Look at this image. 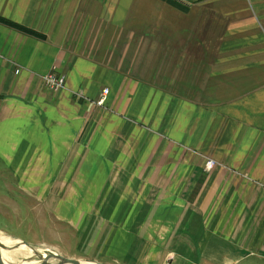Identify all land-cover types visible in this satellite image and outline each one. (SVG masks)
I'll return each instance as SVG.
<instances>
[{
	"label": "crops",
	"instance_id": "crops-1",
	"mask_svg": "<svg viewBox=\"0 0 264 264\" xmlns=\"http://www.w3.org/2000/svg\"><path fill=\"white\" fill-rule=\"evenodd\" d=\"M0 16L44 36L0 23V170L74 257L264 264V0H0Z\"/></svg>",
	"mask_w": 264,
	"mask_h": 264
},
{
	"label": "rangeland",
	"instance_id": "rangeland-1",
	"mask_svg": "<svg viewBox=\"0 0 264 264\" xmlns=\"http://www.w3.org/2000/svg\"><path fill=\"white\" fill-rule=\"evenodd\" d=\"M179 4L187 7L191 6ZM104 94L106 95L107 93L104 92ZM104 94L101 98L104 100L100 99L98 101L99 104L104 103ZM16 182V178L12 175L9 176V172L0 170V231L2 234L25 240L31 245L40 248L39 251L41 253L56 252L69 258L95 261L93 257H74V251L70 248L75 250L76 248L72 246L73 243H70L65 236L64 230L53 225L50 216L52 212L43 210V208L41 210L36 209L38 204L32 200L31 195L16 192ZM71 237L73 238V235ZM30 258H13L17 261L12 262L27 264ZM33 260H38V257H33ZM3 261L8 262L6 259H3Z\"/></svg>",
	"mask_w": 264,
	"mask_h": 264
},
{
	"label": "bare ground",
	"instance_id": "bare-ground-1",
	"mask_svg": "<svg viewBox=\"0 0 264 264\" xmlns=\"http://www.w3.org/2000/svg\"><path fill=\"white\" fill-rule=\"evenodd\" d=\"M0 243H1L2 259L8 260V262H5V264H16L12 262V261H17L14 260L13 258H19V257H25V258L31 257L27 264L39 263V261L33 260L34 257L33 249L24 245L20 239L11 237L9 235H3L2 232L0 231ZM16 247L23 248L24 250ZM82 264H97V263L89 260H82Z\"/></svg>",
	"mask_w": 264,
	"mask_h": 264
},
{
	"label": "water",
	"instance_id": "water-1",
	"mask_svg": "<svg viewBox=\"0 0 264 264\" xmlns=\"http://www.w3.org/2000/svg\"><path fill=\"white\" fill-rule=\"evenodd\" d=\"M21 242L27 247L33 249L34 257H38L37 261H39V263L37 264H82V259H74V258L65 257L56 252L43 254L39 251L40 248L31 245L25 240H21ZM92 262H95L97 264H106V263H102L99 261H92ZM170 263H171V260H169L167 264H170ZM0 264H5V262L2 259V255H1V243H0Z\"/></svg>",
	"mask_w": 264,
	"mask_h": 264
},
{
	"label": "built area",
	"instance_id": "built-area-1",
	"mask_svg": "<svg viewBox=\"0 0 264 264\" xmlns=\"http://www.w3.org/2000/svg\"><path fill=\"white\" fill-rule=\"evenodd\" d=\"M179 3L185 4V5H192L194 3V0H175ZM44 83L47 88L54 90V91H59L65 86V77L58 75L56 72H50L47 75L44 76ZM108 93V90L105 89L103 93ZM105 96V94H104ZM102 101L104 99H101ZM101 101V102H102ZM215 165L214 160H208L207 161V167L212 168Z\"/></svg>",
	"mask_w": 264,
	"mask_h": 264
},
{
	"label": "trees",
	"instance_id": "trees-1",
	"mask_svg": "<svg viewBox=\"0 0 264 264\" xmlns=\"http://www.w3.org/2000/svg\"><path fill=\"white\" fill-rule=\"evenodd\" d=\"M0 23L5 24V25H7V26H9L11 28H14V29H16V30H18L20 32H23L25 34L33 35V36H36V37H39V38H44V36L42 34L37 33L34 30H31V29H29V28H27V27H25L23 25L15 23V22H13V21H11V20H9L7 18L1 17V16H0Z\"/></svg>",
	"mask_w": 264,
	"mask_h": 264
}]
</instances>
